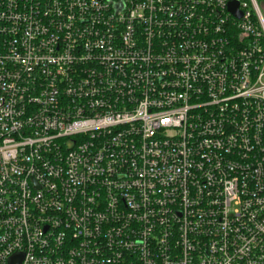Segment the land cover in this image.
Listing matches in <instances>:
<instances>
[{
  "label": "built area",
  "instance_id": "1",
  "mask_svg": "<svg viewBox=\"0 0 264 264\" xmlns=\"http://www.w3.org/2000/svg\"><path fill=\"white\" fill-rule=\"evenodd\" d=\"M264 264V0H0V264Z\"/></svg>",
  "mask_w": 264,
  "mask_h": 264
},
{
  "label": "water",
  "instance_id": "2",
  "mask_svg": "<svg viewBox=\"0 0 264 264\" xmlns=\"http://www.w3.org/2000/svg\"><path fill=\"white\" fill-rule=\"evenodd\" d=\"M21 255H17V256H15L14 258H13V260H12V262H13V264H18L19 263V261L21 260Z\"/></svg>",
  "mask_w": 264,
  "mask_h": 264
}]
</instances>
